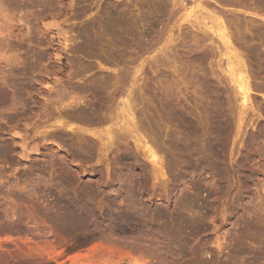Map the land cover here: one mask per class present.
<instances>
[{
  "label": "rangeland",
  "instance_id": "rangeland-1",
  "mask_svg": "<svg viewBox=\"0 0 264 264\" xmlns=\"http://www.w3.org/2000/svg\"><path fill=\"white\" fill-rule=\"evenodd\" d=\"M159 1L157 5V1L155 2V0H151L152 3L154 2L153 4L154 7H153L151 5L152 3L149 0H139V1L138 0H14V1L13 0H0V4H1L0 5V23H1L0 24V58H1L0 59V79L1 81L4 80L3 82L8 81V82L14 83L16 80L15 83L16 84L19 83L17 85L15 84L16 86L13 84V86L15 87L14 89L17 92H21V94L18 93L17 96H20V95L21 96L20 97H17L16 95L12 96L13 93L11 94V92H9L11 95L9 94V98L7 95L6 99L7 100L11 99V100H8V101H12V99L17 98L16 101H14V103L16 106H18L17 103H19L20 100L23 99L21 100L23 104L22 102H20L17 109L16 107L15 108L13 107L14 106L12 104L13 101L11 103V102H8L7 100L5 102V104L7 105L4 104L3 106L0 107V153H1L0 154V157H1L0 158V218H1L0 220V258L2 257L0 260V264H133L135 260H142L140 258H143V257L145 258L143 260H145L147 264H264V184H262L264 183V159H263V156H264V70H263L264 69V58H263L264 57V33L262 34V32H264V27H262L264 26L263 25L264 23H261L262 21L260 18L249 15L245 12V11L256 12L259 16L264 17V5H262L264 4V0L262 1L259 0L260 2L256 0L257 3L255 0H237V1L222 0V2L221 0L220 1L219 0H201V1L200 0H196V1L195 0L193 1L184 0L183 4L186 1L187 5L184 4V7H182V9L179 7L180 8V12L178 10L179 13L176 11L177 6L174 7L173 9V5L171 2L173 0H167L168 2H166L165 0L166 3L164 4L166 5L168 3L170 4L171 2V4L170 5L168 4L166 7L162 3V0L160 1L162 5H160ZM223 1H225V3ZM10 2L12 5L10 4ZM148 2L150 5L148 4ZM193 2H195V4ZM197 2L198 3L200 2V4H204V5L207 4L205 8L206 9L209 8V10H212L213 8L214 9L217 8V10L215 9V11L218 12L219 15L221 12L222 17H223V14L227 16L229 15L228 17L224 15L225 18L224 17L222 18L221 16L218 15L226 24H228V22L230 23V20H229L230 17H231L230 19H232L233 21L235 20L234 19L235 17L237 19L240 18V20H238L239 22L235 20L237 24L240 26L239 27L238 25H234V26L236 27L235 28L236 31L238 30L240 34L242 32L244 33L243 37L245 36L244 38L247 39L245 41L246 43L248 41L247 44L249 47L245 45L244 38L242 41H240V43L244 41L243 44L241 43L240 45L239 42H236L237 43L236 44L234 43L235 41H233L232 47L233 48L235 47L234 48L235 52L238 51V54H240V56L242 55L243 57L242 60L244 61L246 65V69L248 71L247 79L249 80V82L248 81L247 82L250 86V89L252 88L251 91L249 92L251 100L247 104L248 108L246 107V109L245 108L242 109V111L245 110L243 111L242 115H238V110H239L238 107L240 105L239 103L240 101L237 100L239 96H236V95L234 96V94H236L235 86L232 85V83H228L227 82L228 77L226 78L225 77L226 75L224 74L225 75L224 76L223 73H221V71L219 70V68H217V66L214 65L216 63H222L223 61L226 60V58L221 57L220 62H217L218 56L216 57V59H214L215 57L213 59L205 58L206 63L204 59H202L203 61L194 60L195 63L194 61L192 62L191 61L193 57L192 55L199 53L201 50L199 48H196L195 46H194L195 48L193 47V45H195L194 39H192V37H189L191 32H193V30L189 29L187 25H186L187 27L185 26L186 29H184V26L182 28L176 27L178 26V23L182 24L184 22L186 24V22L183 21V18L186 14L189 13V11L191 10L196 11ZM211 3L213 4L211 5L212 9L210 6ZM247 3L249 6L247 5ZM159 5L160 7H164L166 9L164 8L160 9ZM255 5L257 6L256 9L257 8L259 9L261 7L259 11H256L255 9L253 10V8H255L254 7ZM141 6H143V8ZM147 6L150 8L152 6L151 12L149 11L150 8L146 9ZM243 6L244 8L246 6V8H249V10L246 8L245 9L242 8ZM155 7H159L156 9L160 11L155 9V11H153L152 13V10ZM240 7L242 9H240ZM121 8L124 11H122ZM103 9L107 12L113 11L111 13H114V14L116 13L119 15L121 14L122 15L120 16L121 18L123 17L124 19H128V20L130 19L129 20L130 22L128 20H124L123 18L121 19L123 20V24L125 23V25H123L124 27L122 26V28L124 29L127 27L128 31L126 29L125 30L130 33H127L126 31L124 32V30L123 32H120L122 31L121 27H117V30L115 28L112 35L111 34L107 35L106 33L101 32L102 31L101 23H102V19L104 18ZM198 9H201V8H198ZM119 10L122 13H119L120 12ZM171 10L173 11V13L176 11L177 14L175 12L176 15L174 14L171 15L172 14ZM202 11L204 13L206 12V10L205 11L202 10ZM155 12H157V14ZM226 13H229V14H226ZM130 16L134 18L132 19L130 18ZM226 17L229 21H227ZM233 21L232 23L236 24V22L235 21L233 22ZM127 22H129L130 24ZM248 24H251V26ZM258 24L260 27L258 26ZM247 25L250 26V28ZM230 26H233V25L231 24ZM255 26H256V29H254ZM257 26L259 28H257ZM58 27L61 29L57 30ZM237 27L239 29H237ZM9 28H10L11 33L10 31H8ZM178 29H181V34L179 33L180 30ZM229 29L232 33L233 31H235V29L232 27H230ZM258 29H262L260 30L262 31L261 34ZM135 30H137L138 32ZM248 30L249 31L254 30L253 33L256 32L260 36L254 33L258 36H257V39L253 38L254 39L253 40L251 39V37H256V35L252 36V33L249 32ZM64 31L66 32L70 31V32L67 33L66 35L64 34L62 35ZM85 32L87 34H84L85 35L84 36L83 33ZM123 33H126L124 34L126 36L123 35L124 36V37L122 36L123 40H121L119 38L121 37ZM246 33L247 34L250 33L251 36L250 34L247 35ZM135 34H136V37L133 36ZM90 36L92 37L94 36L93 37L94 39L91 40L92 37L90 38ZM261 36L263 37V39L260 38ZM65 37H67L69 40V42H67L68 45H71V46L74 45V46H79V47L84 46L86 49L84 48L83 49L84 51L82 50L81 52L69 51L70 46L68 45L64 46L63 44V39ZM86 37H87V40H86ZM165 38L171 39L170 44L168 43V41H165ZM113 39L115 40L113 41ZM189 40L191 41L192 45L191 43L188 44V42H190ZM249 40H251L250 43H249ZM87 41L88 42L90 41V43H88ZM214 41H216V44L219 43V41L215 39ZM122 42H125V43L123 44ZM87 43L89 46L87 45ZM100 43L101 45H99ZM235 44L239 45V47L236 46ZM104 46L106 47L104 48ZM166 46H168L170 50L167 51L168 53L165 56H161L158 50L161 48L163 49ZM242 46L247 47V49L241 48ZM150 47L152 48L149 50H146ZM191 48H194V49L192 50ZM248 48L249 49L254 48L253 51L255 53L252 51H250V53H247L249 52ZM105 50H107V52H105ZM245 50H247V52ZM195 51L197 52L195 53ZM154 53L156 56L154 55ZM106 55L110 59V62L108 61V63H107V60L105 59L107 57ZM158 55H160L159 58L161 59V61L158 58ZM189 55H191L192 57ZM11 56H14V57L16 56V57L14 58ZM153 56L157 57V61L155 63L153 62L156 59H154ZM7 57H9L10 59L14 58L16 61L14 59L13 60L16 63L12 59H11L12 61L11 62L10 59ZM137 57H139L140 59L138 58V60H136ZM152 57H153V60H152ZM6 58L8 59L7 62L5 61ZM115 60L116 62H114ZM207 61L209 62V64ZM210 62L211 63L214 62V63H212L211 65ZM18 64L19 66H21V68L18 66ZM143 64H144V67H143ZM150 66H152V68ZM154 66H156L157 68ZM124 68L126 69L128 68L127 71L129 72L131 70L133 72L138 70L137 73L135 74V77L136 78L140 77L138 78L139 81L137 83L138 86L140 85L139 86L140 89L138 88L139 91L135 89L137 91L135 92L137 94L138 92H140L139 93L140 97L137 96V94L135 93L137 103L136 102L134 103L135 104L134 105L135 110L133 108V112L135 113L134 118H136L135 121L137 122V125H138V122L140 125V126L138 125L139 126L138 128L140 129L139 131H141L140 132L141 140L146 143L148 142L149 144L147 145L151 146V148L153 149H155L154 146L157 144L156 147H158L159 152H161V153L157 152L159 153L157 154V156H159L161 160H163L162 162L163 173H164L163 177L161 175L158 176L157 174L153 173V169H151L153 167L150 164V162L144 158L143 159L141 158V155H143V150H139V149L137 150L134 146L133 140L127 136H121V134L118 135L117 142L115 141L114 149L112 148L110 152L109 151L106 152L105 154L107 155H104V153H102V156L104 155L103 157L101 156V153L99 155V152L92 154L89 151L85 153L84 152L85 149L83 150V148H82L83 151L81 150V147H83L82 146L83 144L81 143L82 141L81 137L78 135L79 133L78 134L76 133L78 129H84L88 131H94V130L95 131H106L108 129H112V126H111L112 124H109V122L107 123L106 119L103 117L105 115L106 118L107 117L109 118L110 117L109 115L114 114V112L111 114L110 113L107 114L110 111L105 113V111L108 110L106 109L107 107L110 108L112 104H113L112 105L113 107L117 103L118 105H121L122 101H124V99L122 100V98H120V93L116 92L121 86V84H119L120 81L117 82V80L119 77L121 78L119 74L121 73L123 74V72L126 71V69ZM215 71L216 73H214ZM12 72H15V73L18 72V73L12 74ZM114 74L115 75L117 74L118 76L117 75L114 76ZM212 74L213 76H210ZM215 75L216 76L218 75L217 79L226 80V81L224 80L222 81L226 83V84H223L224 86L222 85L221 87L222 89L218 87L221 85L217 84L218 80L216 79ZM212 77H213V80H212ZM5 78L6 79L8 78L9 80L8 79L6 80ZM41 78L44 83L41 81ZM10 79L14 81H11ZM112 79H113V83H112ZM38 80H39V83L37 84L36 81L38 82ZM115 80L118 84L115 82ZM103 81L105 82L103 83ZM21 83L22 84L24 83L23 84L24 86ZM28 83L32 85L35 84L31 88L33 89L31 90V93H30V88L28 91L27 89L28 87L25 86ZM8 84H9V87L10 85L12 86L11 83H8ZM91 84L93 85V87ZM141 84L142 85L144 84V85L142 86ZM216 84H217V87H216ZM44 85L45 86L47 85L46 88ZM52 86L58 89V91H61L62 87H68V86L70 88L77 87V89L78 87L82 88L84 86L85 87L90 86L92 88L95 87L94 89L96 90V92H93L91 96L86 95V97L80 94H78V96H74L75 92L74 93L72 92L70 94H73V95H70L69 100H73L71 97L74 96V100L80 99L81 102H77L74 100L64 101L60 99L59 102L61 103L59 104H61V107L62 106L63 107L59 109L60 105L59 104L57 105L56 103L55 108H53L54 105L53 106L51 105L53 109H56V110H53L51 107L49 108L48 100L47 101L45 100L47 95L44 92H42L44 90H47V88L49 87L51 88ZM108 86L110 87V90ZM18 87H19L18 89L19 91L17 90ZM96 87L97 89H100L99 93ZM1 88L2 86L0 85V89ZM113 88L114 90L116 88V91H114ZM226 88L227 90H225ZM232 88H234L233 89L234 91L232 90ZM164 89H167V90L165 91ZM34 90L36 91V93ZM111 90H113L115 93H118V97ZM5 91L8 92L7 90ZM166 92L170 93L172 97L169 95L164 96V94L166 95L168 94ZM230 92L231 94L232 93L234 94L230 95ZM95 94H98V95H95ZM100 94L103 96H100ZM111 94L115 95L116 99L114 98L115 96L113 97V95ZM92 95H93V98H95L96 96L95 101L97 103L94 101V99H92ZM101 97H102V101H101L102 104L99 102L101 100ZM103 97H106L107 99L106 98L103 99ZM110 97H113L114 99L113 98L111 99ZM164 97H166V100H169L168 98H171V100L170 101L165 100V103H164L163 102L165 99ZM18 98H20V100H18ZM82 98L84 102L82 101ZM138 98L139 100H137ZM236 100L238 102H236ZM90 101L93 102V104H91L92 106L94 105L93 107L99 108V112L102 111V109L100 108L104 107L103 111L100 112L101 116L98 115L100 114L98 111L97 112L91 111L90 107L92 106L90 105V103L92 102ZM103 101H104V104H103ZM161 101L162 103H164V105L169 104L168 105L169 107L165 106L166 109L169 108L168 110H165V107H162L163 104L162 105L159 104L161 103ZM171 101H173L172 105L174 109H171L172 108L170 106ZM68 102L70 103L73 102L72 106L73 104L76 103L78 111H80V113L84 112L83 113L84 117L82 116L83 114L80 115V113L77 111L79 113L78 115L82 116L81 119H85V116H88L85 119L87 122L84 120V124H83L80 121V119H77V120L69 119L70 120L69 121L66 118L67 116L62 117L65 115L61 112L65 111L66 109L67 110L70 109L66 107L67 106L66 103ZM106 102H109V103H106ZM45 103H47V106ZM96 104H99V106ZM100 104L104 106H100ZM136 104H138L139 106ZM159 105H160L159 107L160 109L158 108ZM8 106H10L9 107L10 109L8 108ZM20 106H23L24 108ZM34 106H37V107H34ZM38 106H40L41 108ZM44 106L46 108L48 107V110ZM43 107L45 109H42ZM161 107L163 110H161ZM49 109H52L55 115L54 114L51 115L52 110H49ZM31 110L34 112V115ZM47 111H49V114H48L49 116H47V113H48ZM89 111H90V114L92 115V116L90 115L91 118L89 116V113H87ZM59 112L62 115L61 117L58 114ZM85 113L87 114L85 115ZM43 114H46V116L44 117ZM74 115L76 116L77 113L75 112ZM215 115H216V118H215ZM98 116H100L101 118L98 119ZM34 117L35 119L37 118V120H34ZM38 117L41 121H39ZM56 117L58 119L60 118L59 120L67 122L66 128L61 127L63 131H61V129L56 130V129L50 128V125L52 123H54L56 120L59 121ZM168 117L170 119H168ZM139 118L141 120H139ZM224 118L227 120H225ZM90 119L92 121H89ZM100 119L102 122L100 121ZM239 119H241L243 123L238 121ZM78 120L80 122H76ZM207 120L209 121V123ZM36 121H37V124H35ZM85 122L88 124H86ZM92 122L94 123V125ZM98 122H100L99 125H98ZM224 122L226 124H224ZM102 123H104V125ZM213 125H215L216 129H219V130H216ZM151 126L153 127L151 128ZM211 126L213 127L211 128V130L212 129L213 131L215 130L214 131L215 135L213 133L214 138L211 137L212 132H213L210 130ZM143 127L144 129H142ZM156 127L159 129H157ZM220 127H223V128L221 129ZM69 128L70 129L72 128V131H75V132L71 133L72 131L70 132ZM30 129L33 131H31ZM117 129H118L117 126H114L112 130L117 132ZM151 129L153 130L151 131ZM227 129H230V130H227ZM221 130L224 131V132L222 131L223 134L217 133V132H220ZM35 131L37 133H35ZM67 131L70 132L71 135L69 133L70 136L68 135L66 137L64 136V134L65 132L67 133ZM144 131L146 132L147 135H145ZM27 133L30 135H28ZM61 134L63 137L60 136ZM153 134H155L158 138L154 137L155 135ZM175 134H177V138H180V140L182 138L181 142L179 139L177 140ZM216 134H218L217 137H216ZM171 135H174V136H171ZM184 135L185 136L187 135V137H189L190 135V138H187ZM170 136L173 139H171ZM69 137L71 139H74V141L69 139ZM126 137L129 139H125ZM192 137L194 139H192ZM118 138H120L119 141H118ZM153 138L157 139L156 140L157 143ZM216 138L218 139V141ZM78 141L82 145L79 144ZM124 141L127 143L124 144L123 143ZM186 141L187 142L189 141L190 143L187 144ZM248 141L249 142L251 141V142L249 143ZM212 142L213 143L215 142V143L213 144ZM247 142L248 144H245ZM180 143H182L183 145L184 143L186 144L184 145V147H182L183 145ZM176 144L178 145L179 151L180 150L184 151L187 149L188 152L187 151L186 152L188 154H186L185 151L181 153L182 151L178 152L177 150H175L177 149V147H174ZM76 145L79 146L77 147L80 148V151H82L83 154H87V155H82V153L77 152L79 150H77L78 148L76 149ZM208 146H210L211 151ZM172 148L173 149L175 148V149L173 150ZM206 148H208V150ZM156 150L157 148L154 151ZM189 150H190V153H189ZM212 150L214 152H212ZM71 152L73 154L77 153L76 154L77 157H75V154L73 156ZM198 152H200V154ZM210 152H212L213 154L212 153L209 154ZM136 153L138 154L139 157L137 156ZM78 154L79 155L81 154L80 156L82 157L80 156L78 157ZM206 154H208L209 157ZM97 155H99L98 158H97ZM83 156L86 159L83 158ZM99 157H100V160H98ZM212 158L214 161L212 160ZM207 162L209 163V165L211 163L214 165L215 164L217 165L214 166L211 164L212 166L210 165L211 166L210 168L209 165H207L208 164ZM200 163H201V166H200ZM203 163L204 164L207 163L205 164L207 167H205ZM213 166L216 167V169ZM170 167H173L174 169ZM148 171H150V173ZM125 172L126 174L124 175L123 173ZM41 173L42 175H41L40 180L35 181L36 179H39V175ZM32 175H33V179H31ZM36 175L38 176V178H36L37 177ZM100 175L102 176V178ZM126 175H127V178H125ZM152 175H153V179L151 177ZM122 176H124L126 180ZM117 177H120V179H123L127 181L128 183L131 182L133 186L136 184L137 185L134 186L135 188L133 187L132 191H130L129 185H127L126 187H123L125 188V190H122V187H119V184H118V181L120 179L117 180L118 179ZM115 178L117 182H115ZM144 180H146L147 182L144 183ZM236 181L238 182L240 186L237 185ZM241 183H243L244 186ZM99 189H102L103 191ZM113 190H116V191L113 192ZM90 192H92L91 195L93 197L91 198L90 196V198H88L89 200H91L90 201L91 203L90 202L88 203H90V208L94 209V211L93 210L92 211L94 213L97 210L99 212L101 211L104 214H106V216L108 217L109 216L111 217L112 215L114 216V213L116 216L117 215L116 212H118V209H120L121 205H123L125 203L124 201L126 200L135 202L134 204L139 203L140 205L141 203L140 206H144L145 208L144 207L143 208L146 210H149V209L159 210L160 209L163 212V215H167L166 217L168 219L163 216L162 221L159 220V221H156L155 223L159 225L158 222H160V226L164 225V227L166 226L167 229L170 228L171 231H175L177 229L175 228L174 230H172V228H174V224L176 223L178 224L177 226L178 227L180 226L179 228L184 231V232L182 231V233L180 234L179 233L180 229L176 230V231L179 230L176 234L177 236L182 235L180 237H176L177 240L179 238L180 242L183 241L181 247L179 246L181 243L179 244L177 242L178 243L177 245L180 247L181 251L183 252L181 253L182 256L180 255H172V256L170 255L169 256L168 254H166V256L160 255L162 256V259H161L158 256L159 254L156 255L155 254L156 251L154 250L155 251L154 252L152 249L153 253L155 254L154 256L144 254L147 256L145 257L143 255L142 257L140 254H137V253L132 254V251L130 249H128L127 251L126 249H123V248L121 249L120 247L122 246L119 243H118V248H119L118 250H113L110 253H106V255L104 254V256L101 255L102 257H99L100 254L98 255V253L94 251L97 253L96 254L97 256L95 255V253L93 256L92 255L93 249L98 250L100 248V246L98 245H101L103 247L108 246V245H105V243L106 244L109 243L110 244L109 246H113L114 244L117 245L118 240L121 239V237H124L123 234L127 233L129 235V238L131 236L134 238L133 235L136 236V234H133L129 231L130 230L129 226H127L128 228L126 227L127 232L119 233V234L116 233L117 235H115L116 236L115 237L112 234H109L108 232H106L107 231L106 229L103 231V227L98 229L97 231V228L99 227L98 226L96 227L94 224L90 226L84 225L83 227L82 225L81 226L79 225L80 227L77 226L78 228L75 227L76 225H72L70 222L71 219L69 218L68 220V217H70V214H69L70 209L71 210L77 209V207L75 208V204H74L75 199L83 194L86 195L87 193H90ZM129 192H131V194ZM67 194L69 196H67ZM117 194H118V197H117ZM98 196L99 198H97ZM70 199L74 201H71ZM67 201L70 202L71 205L70 203H67ZM92 201L94 205L92 204ZM85 205L89 206V204H85ZM95 206H97L98 208H95ZM181 206H185V207H181ZM180 207L183 210H180ZM67 208L69 209L68 212L66 211ZM184 208H186V210ZM193 210L197 213H195ZM98 211L96 212V214H99ZM178 212L181 213V215L184 218H186L187 221L191 220L192 222L193 220V222L191 223L192 226L191 224H189L190 222L185 223L183 221H180L181 222L180 223L177 220L178 221L177 223L175 218L176 216L179 215ZM62 213L64 217L61 216ZM64 218H66L67 221L66 219L63 221ZM91 219L93 220L94 217ZM170 219L174 222H172ZM163 220L164 222L167 221V223L166 222L164 223ZM48 221L50 222L48 223ZM162 222L164 224H162ZM194 222L196 223V225H194L195 224ZM68 224H69L70 229H67ZM184 224H186L187 226ZM93 226L96 227L94 228L96 230L93 229ZM184 228L186 229L184 230ZM99 230H102V231L99 232ZM101 232H104V233H101ZM106 235L107 236L109 235V236L107 237ZM128 235H126L123 238V239L126 238L124 241H126L128 244L131 243V245L134 246L133 245L134 243L132 242L134 240L131 239L130 243L129 241H127L129 240V238H127ZM104 239H107V240H104ZM114 240L116 241V243ZM119 242L122 244V239L119 240ZM144 242L145 243L143 245L144 246L147 245V246L146 248L145 247L143 248L149 250V246L147 244L148 241L144 240ZM57 243L58 244L60 243V244L57 245ZM32 244H34L33 246L37 250L39 248H42V250L40 249L38 250L40 251L41 255L38 254L39 252L37 250H33V252L30 251V253L31 252L34 253L33 255H31L32 253L31 254L29 253V250H32L31 248ZM50 245H54L56 247L55 248L56 250H51ZM27 246L28 247L30 246L29 248L31 249L29 248L26 249ZM17 247L19 248L17 249ZM123 250H125L126 253ZM122 251L123 253H121ZM27 253L29 254V256ZM48 253H50V255ZM35 255L36 257H33ZM31 257H33V259Z\"/></svg>",
  "mask_w": 264,
  "mask_h": 264
},
{
  "label": "bare ground",
  "instance_id": "bare-ground-1",
  "mask_svg": "<svg viewBox=\"0 0 264 264\" xmlns=\"http://www.w3.org/2000/svg\"><path fill=\"white\" fill-rule=\"evenodd\" d=\"M14 1V0H13ZM139 1V0H138ZM150 2H151V0H149ZM157 1V5H158V1L159 0H155V2ZM161 1V0H160ZM160 1H159V3H160ZM187 1V0H186ZM186 1H185V5H187V3H186ZM191 1H193V0H191ZM196 1V0H195ZM201 1V0H200ZM220 1V0H219ZM230 1V0H229ZM231 1H237V0H231ZM256 1V0H255ZM259 1V0H258ZM262 1V0H261ZM147 2V1H146ZM166 2H168L167 0H166ZM165 2V0H164V2H163V0H162V3L164 4V3H166ZM170 2V1H169ZM172 2V5H173V9H174V7H180L181 9H182V7H184V4H183V2H184V0H173V1H171ZM171 2H170V4H171ZM206 2V1H205ZM217 2V1H216ZM221 2H222V0H221ZM224 3H225V1H223ZM228 2V1H227ZM254 2V1H253ZM260 2V1H259ZM3 3V2H2ZM8 3H9V1H8ZM152 3V2H151ZM162 3H160V5H162ZM194 4H195V2H193ZM192 3V4H193ZM218 3V2H217ZM237 3V2H236ZM255 3V2H254ZM253 3V4H254ZM256 3H257V1H256ZM10 4H11V2H10ZM18 4V3H17ZM142 4V3H141ZM143 4H145V3H143ZM147 4V3H146ZM148 4H149V2H148ZM153 4H154V2L151 4L152 6H153ZM169 4V3H168ZM167 4V5H168ZM169 4V5H170ZM206 4V3H205ZM232 4V3H231ZM239 4H240V2H239ZM242 4V3H241ZM252 4V3H251ZM259 4H261V3H259ZM1 5V4H0ZM12 5V4H11ZM15 5V4H14ZM150 5V4H149ZM156 5V4H155ZM156 5V6H157ZM160 5H159V7H160ZM165 5V7L167 6L166 4H164ZM163 5V6H164ZM189 5V4H188ZM203 5V6H202ZM211 5H213L212 3L210 4V6ZM221 5V4H220ZM229 5V4H228ZM245 5H246V3H245ZM247 5H248V3H247ZM262 5H264V4H262ZM152 6H151V8H152ZM205 6H207V4L206 5H204V4H200V2L198 3L197 2V4H196V8L198 9V8H201V9H196V11H194V10H191V11H189V13L188 14H186L185 16H184V18H183V21H185L186 22V24L183 22L182 24L181 23H178V26H176V27H178V28H182L183 26H184V29H186L185 28V26L187 25L188 27H189V29H191V30H193V32H191V34H190V36L189 37H192V39H194V42H195V45H193V47L195 46L196 48H199V49H201L200 50V52L199 53H196L197 51H195V53L196 54H194V55H189V56H191L192 57V62L194 61V60H198V61H200V60H202V59H204V61H205V58H209V59H213L214 57V59H216V57H217V59H218V61L217 62H220L221 61V57H225L226 58V60L225 61H223L222 63H216V64H214V65H216L217 66V68H219V70L221 71V73H223V75L227 78L228 77V79H227V82L228 83H232V85H234L235 86V89H236V94H234V93H232V94H234V96L236 95V96H239V98L237 99L238 101H240L239 103H240V105H239V107H238V115H242L243 114V111H245V110H243L242 111V109L243 108H245L246 109V107L248 106L247 104L250 102V95H249V92L251 91V89H250V86H249V84H248V82H249V80L247 79L248 78V76H247V69H246V65H245V63H244V61L242 60L243 59V57H242V55L240 56V54H238V51H236L235 52V50H234V48L232 47V42L233 41H235L234 43H236V42H239V44L241 45V43L243 44V42L245 41V40H247V39H245L244 37H243V35H244V33L242 32L241 34H240V32L237 30L236 31V27L234 26V25H238L237 24V22H239L238 20H240V18L239 19H237L236 17L234 18L235 20H237V22H236V24L235 23H232V19H230L229 18V20H230V23L228 22V24H229V26H228V24H226V23H224V21L219 17V16H221V12H220V10H219V12H220V15L218 14V12H216L215 11V9L217 10V8H213L212 9V6H211V9L213 10H209V8L208 9H206L205 8ZM249 6V5H248ZM13 7V6H12ZM140 7V6H139ZM142 8H143V6H141ZM154 7V6H153ZM159 7H155L153 10H152V13H153V11H155V9L156 8H159ZM176 7V11L178 12V10H179V12H180V8L178 9ZM214 7V6H213ZM252 7V6H251ZM255 8H253V10L255 9L256 11H259V9L261 8H257L256 9V5L254 6ZM150 7H148L147 6V8L146 9H149ZM151 8L149 9V11L151 12ZM162 8H164V7H160V9H162ZM193 8V7H192ZM242 8H244V6L242 7ZM241 7H240V9H242ZM245 8H246V6H245ZM244 8V9H245ZM5 9V8H4ZM105 9V8H104ZM103 9V10H104ZM120 9V8H119ZM122 9V8H121ZM126 9V8H125ZM140 9V8H139ZM164 9H166V8H164ZM170 9V8H169ZM172 9V8H171ZM172 9V10H173ZM246 9H248L249 10V8H246ZM6 10V9H5ZM107 10V9H106ZM109 10V9H108ZM127 10V9H126ZM126 10H125V12H126ZM156 10H158V9H156ZM167 10H168V8H167ZM171 10V15H176L177 14V12H176V14H175V12L173 13V11ZM202 10H206V12L204 13ZM251 10V9H250ZM120 11V10H119ZM122 11H124L123 9H122ZM158 11H160V10H158ZM157 11V12H158ZM165 11V10H164ZM3 12V11H2ZM101 12H103V11H101ZM111 12H113V11H111ZM111 12H107V11H105L104 10V12H103V15H104V18L102 19V23H101V29H102V31L101 32H104V33H106L107 35L108 34H111L112 35V33H113V31L115 30V28H116V30H117V27H121V30L122 31H120V32H123V30H124V32L128 29L126 26V28H122V26L123 25H125V23L123 24V20H121L122 18L120 17V16H122L121 14L119 15V14H114V13H111ZM118 12V11H117ZM157 12H155L156 14H157ZM178 12V13H179ZM223 12V11H222ZM247 14H249V15H252V16H255V17H257V18H260L261 19V23H264V17H261V16H259L256 12H251V11H245ZM119 13H122L121 11L119 12ZM154 13V14H155ZM159 13V12H158ZM169 13V12H168ZM217 13V14H216ZM225 13V12H224ZM261 13V12H260ZM100 14V13H99ZM125 14V13H124ZM170 14V13H169ZM168 14V15H169ZM226 14H229V13H226ZM75 15V14H74ZM129 15V14H128ZM168 15H166V16H168ZM170 15V16H171ZM219 15V16H218ZM224 15L225 14H223V17H224ZM125 16V15H124ZM165 16V17H166ZM178 16V15H177ZM176 16V17H177ZM225 16H227V15H225ZM229 16V15H228ZM227 16V17H228ZM126 17V16H125ZM222 17V16H221ZM222 17V18H223ZM227 17H226V19H227ZM241 17V16H240ZM127 18H128V16H127ZM130 18H134V17H131L130 16ZM173 18V17H172ZM225 18V17H224ZM232 18H233V16H232ZM71 19V18H70ZM124 19V18H123ZM167 19H169V18H167ZM246 19V18H245ZM124 20H128V19H124ZM130 20V19H129ZM128 20V21H129ZM228 19H227V21H229ZM242 20V19H241ZM247 20V19H246ZM226 21V22H227ZM233 21V22H234ZM130 22V21H129ZM129 22H127V23H129ZM170 22V21H169ZM245 22H247V21H245ZM138 23V22H137ZM241 23V22H240ZM249 23V22H248ZM250 23H251V21H250ZM1 24V23H0ZM130 24V23H129ZM183 24H185V25H183ZM233 25V26H230V25ZM257 24V23H256ZM248 25H250L251 26V24H248ZM247 25V26H248ZM261 25V24H260ZM264 25V24H263ZM57 26V25H56ZM131 26V25H130ZM133 26V25H132ZM186 26V27H187ZM240 25H238V27H239ZM250 26H248L249 28H250ZM258 26H259V24H258ZM257 26V28H259ZM124 27V26H123ZM129 27V26H128ZM166 27V26H165ZM230 27H232V28H234L235 29V31H236V33H235V31H233V33L230 31ZM237 27V29H239ZM248 27H247V29H248ZM262 27H264V26H262ZM7 28V27H6ZM10 28H12V27H10ZM10 28H9V30L8 31H10ZM132 28V27H131ZM254 28V27H253ZM59 29H61V28H59L58 27V29L57 30H59ZM63 29V28H62ZM120 29V28H119ZM118 29V30H119ZM126 29V30H125ZM134 29H135V27H134ZM137 29V28H136ZM244 29V28H243ZM254 29H256V26H255V28ZM3 30H4V28H3ZM66 30V29H65ZM88 30V29H87ZM138 30V29H137ZM137 30H135V31H137ZM177 30V29H176ZM178 30H180V34H181V29H178ZM190 30V31H191ZM242 30V29H241ZM259 31L260 30H262V29H258ZM257 30V31H258ZM46 31V30H45ZM48 31V30H47ZM61 31V30H60ZM59 31V32H60ZM84 31V30H83ZM86 31V30H85ZM128 31V30H127ZM126 31V32H127ZM134 31V32H135ZM183 31V30H182ZM190 31H189V33H190ZM249 31V30H248ZM254 31V30H253ZM253 31H249V32H251L252 33V36L254 35H256V34H258V33H256V32H254V33H256V34H254L253 33ZM58 32V31H57ZM70 32V31H69ZM69 32H66V31H64L63 33H62V35L64 34V35H66L67 33H69ZM88 32V31H87ZM100 32V31H99ZM100 32V33H101ZM138 32V31H137ZM187 32H188V30H187ZM245 32V31H244ZM261 32L262 31H260V34H261ZM10 33H11V31H10ZM46 33V32H45ZM56 33V32H55ZM89 33V32H88ZM127 33H130V32H127ZM136 33V32H135ZM186 33V32H185ZM264 32H262V34H263ZM12 34H13V32H12ZM61 34V33H60ZM81 34V33H80ZM79 34V35H80ZM84 34H87L86 32L85 33H83V35ZM115 34V33H114ZM121 34V33H120ZM124 34H126V33H123L122 35H121V37L119 38V39H121V40H123L122 39V36L124 35ZM133 34V33H132ZM247 34V33H246ZM245 34V35H246ZM250 34V33H249ZM249 34H247V35H249ZM2 35V34H1ZM8 35V34H7ZM58 35V34H57ZM110 35V36H111ZM117 35V34H116ZM119 35V34H118ZM127 35H129V34H127ZM140 35V34H139ZM173 35V34H172ZM189 35V34H188ZM259 35V34H258ZM258 35H256V37H251V39H257V36ZM85 36V35H84ZM115 36V35H114ZM124 36H126V35H124ZM123 36V37H124ZM133 36H135L136 37V34L135 35H133ZM179 36V35H178ZM250 36H251V34H250ZM260 36V35H259ZM89 37V36H88ZM92 36H90V38H91ZM94 37V36H93ZM92 37V39L91 40H93L94 38ZM174 37V36H173ZM83 38V37H82ZM117 38V37H116ZM175 38V37H174ZM187 38V37H186ZM243 38H244V41L243 42H241L240 43V41H242L243 40ZM260 38H262L263 39V37L261 36ZM89 39V38H88ZM134 39V38H133ZM188 39H190V38H188ZM214 39L215 40H217V41H219V43L218 44H216V41H214ZM253 39V40H254ZM86 40H87V37H86ZM97 40V39H96ZM115 39H113V41H114ZM161 40V39H160ZM171 39H167V38H165V41H168V43L170 44V41ZM178 40V39H177ZM83 41V40H82ZM98 41V40H97ZM96 41V42H97ZM119 41V40H118ZM190 41V40H189ZM67 42H69V40H68V38L67 37H65L64 39H63V44H64V46H67L68 44H67ZM88 42V41H87ZM120 42V41H119ZM251 42V40H249V43ZM88 43H90V41L88 42ZM88 43H87V45H88ZM121 43V42H120ZM123 44L125 43V42H122ZM157 43H159V42H157ZM176 43V42H175ZM189 43H191V41L190 42H188V44ZM245 43V45L246 46H248V41H247V43H246V41L244 42ZM255 43V42H254ZM70 44V43H69ZM127 44V43H126ZM194 44V43H193ZM237 44V43H236ZM235 44V45H236ZM99 45H101V43L99 44ZM156 45H158V44H156ZM191 45H192V43H191ZM221 47H220V46ZM234 45V44H233ZM245 45H243V46H245ZM251 45V44H250ZM68 46H70L69 47V51H71V52H81L85 47L84 46H81V47H79V46H71V45H68ZM89 46V45H88ZM103 46V45H102ZM107 46V45H106ZM106 46H104V48L106 47ZM125 46V45H124ZM127 46V45H126ZM129 46V45H128ZM154 46V45H153ZM174 46V45H173ZM236 46H238L239 47V45H236ZM241 47V48H244V49H247V47ZM255 46H257V45H255ZM254 46V47H255ZM96 47H98V46H96ZM100 47V46H99ZM194 47V48H195ZM249 47V46H248ZM253 47V46H252ZM66 48V47H65ZM92 48V47H91ZM103 48V47H102ZM103 48V49H104ZM126 48V47H125ZM124 48V49H125ZM152 47H150V48H148V49H146V50H149V49H151ZM194 48H191L192 50L194 49ZM221 48V49H220ZM256 48V47H255ZM258 48V47H257ZM86 49V48H85ZM107 49V48H106ZM174 49H176V48H174ZM249 49V48H248ZM259 49V48H258ZM257 49V50H258ZM111 50V49H110ZM170 50V48L168 47V46H166L165 48H161V49H159L158 50V52L161 54V56H165L168 52L167 51H169ZM192 50H191V52H192ZM198 50V49H197ZM254 50V48H252V49H249L248 51L249 52H247V50H245L247 53H250V51H252V52H254L253 51ZM84 51V50H83ZM112 51V50H111ZM199 51V50H198ZM224 51V52H223ZM103 52V51H102ZM105 52H107V50H105ZM110 52V51H109ZM142 52V51H141ZM251 52V53H252ZM145 53V52H144ZM156 53V52H155ZM155 53H154V55H155ZM190 53V52H189ZM194 53V52H193ZM240 53V52H239ZM244 53V52H243ZM255 53V52H254ZM257 53V52H256ZM111 54V53H110ZM112 54H114V53H112ZM191 54V53H190ZM102 55H103V53H102ZM107 55H108V53H107ZM106 55V56H107ZM245 55V54H244ZM251 55V54H250ZM259 55V54H258ZM2 56V55H1ZM110 56V55H109ZM112 56V55H111ZM156 56V55H155ZM249 56V55H248ZM4 57V56H3ZM11 57H14V56H11ZM16 57V56H15ZM14 57V58H15ZM154 57V56H153ZM153 57H152V60H153ZM160 57V55H158V58ZM7 58H9V57H7ZM6 58V62H7V59ZM14 58H11L12 60L14 59ZM18 58V57H17ZM109 59V57L107 56L105 59L107 60V63H108V61L110 62V59ZM117 58V57H116ZM138 58L139 57H137V59L136 60H138ZM264 58V57H263ZM1 59V58H0ZM3 59V58H2ZM10 59V58H9ZM11 59H10V61H11ZM113 59V58H112ZM115 59V58H114ZM140 59V58H139ZM154 59H156L153 63H155L156 61H157V57H154ZM160 59V58H159ZM258 59V58H257ZM15 60V59H14ZM13 60V61H14ZM103 60H104V58H103ZM136 60H134V61H136ZM148 60H150V59H148ZM207 60V59H206ZM223 60V59H222ZM16 61V60H15ZM14 61V62H15ZM113 61V60H112ZM111 61V62H112ZM132 61V60H131ZM160 61H161V59H160ZM163 61V60H162ZM190 61V60H189ZM203 61V60H202ZM209 61V60H208ZM207 61V62H208ZM211 61H213V60H211ZM12 62V61H11ZM114 62H116V60L114 61ZM151 62V61H150ZM149 62V63H150ZM197 62V61H196ZM260 62V61H259ZM16 63V62H15ZM18 63V62H17ZM24 63V62H23ZM22 63V64H23ZM30 63V62H29ZM113 63V62H112ZM135 63V62H134ZM152 63V64H153ZM194 63H195V61H194ZM201 63V62H200ZM205 63H206V61H205ZM212 63H214V62H212ZM212 63L210 62V64L212 65ZM13 64V63H12ZM11 64V65H12ZM31 64V63H30ZM146 64V63H145ZM152 64H150V65H152ZM208 64H209V62H208ZM247 64V63H246ZM27 65V64H26ZM202 65V64H201ZM14 66H15V64H14ZM18 66H19V64H18ZM24 66V65H23ZM23 66H22V68H23ZM28 66H30V65H28ZM148 66V65H147ZM17 67V66H16ZM20 68H21V66H19ZM18 67V68H19ZM142 67V66H141ZM143 67H144V64H143ZM151 68H152V66H150ZM154 67H156V66H154ZM209 67V66H208ZM213 67V66H212ZM249 67V66H248ZM19 68V69H20ZM26 68V67H25ZM157 68V67H156ZM210 68V67H209ZM14 69V68H13ZM18 69V70H19ZM29 69V68H28ZM124 69H126V68H124ZM123 69V70H124ZM130 69V68H129ZM132 69V68H131ZM214 69V68H213ZM212 69V70H213ZM11 70V69H10ZM128 70V68L126 69V71H124L123 72V74L121 73V74H119V72H118V74H119V76H121V78L119 77H117L118 78V80H117V82L118 81H120L119 82V84H121V86L119 87V89H120V91H119V89H118V91H116V88H115V90H114V88H113V90L114 91H116V92H118V93H120V98H122V100L124 99V101H122V104L121 105H118V103L117 104H115L113 107H112V105H111V109L109 108V107H107L106 109H108L107 111H105V113H107L108 111H110V112H108L107 114H111V113H113L114 112V114L113 115H109L110 117L108 118V120H107V118L105 117V115H104V117L103 118H105L106 119V121H107V123L109 122V124H112L111 126H112V129H113V127L114 126H117V132H115V131H113L112 129H108V130H106V131H88V130H84V129H78L77 130V134L81 137V143L83 144H81V143H79V141H78V143L79 144H81L83 147H81L79 144V146L81 147V150H82V148H83V150L85 149V153H87V151H89V152H91L92 154L93 153H96V152H99V155H100V153H101V156H102V153H104V155H107V154H105L106 152H110V150L113 148L114 149V144H115V141L117 142V137H118V135H120L121 134V136H127V137H129L130 139H132L133 140V142H134V146H135V148L138 150H143V155H141V158L143 159H146V160H148L149 162H150V164L152 165V167L153 168H151V169H153V173H155V174H157L158 176H164V173H163V166H162V162H163V160H161V158L159 157V156H157V154H159V153H161V152H159V149H158V147H156V145L154 146V148L156 149L157 148V150L156 151H154L155 149H153V148H151V146H148L147 144H149L148 142L146 143V142H144V141H142L141 140V134H140V132L141 131H139L140 129L138 128L140 125H139V122H138V125H137V122L135 121V119L136 118H134V112H133V108H134V103L136 102V97H135V93L137 92L135 89H137L138 90V88H139V86H138V81H139V79L138 78H140V77H135V74L137 73V71H127ZM209 70H211V69H209ZM264 70V69H263ZM13 71V70H12ZM26 71V70H25ZM142 71V70H141ZM10 72V71H9ZM20 72V71H19ZM219 72V71H218ZM13 73H15V72H12V74ZM18 73V72H17ZM17 73H15V74H17ZM28 73V72H27ZM139 73V72H138ZM208 73V72H207ZM214 73H216V71L214 72ZM14 74V75H15ZM22 74V73H21ZM209 74V73H208ZM218 74V73H217ZM117 75V74H116ZM115 74H114V76H116ZM222 75V74H221ZM251 75V74H250ZM16 76V75H15ZM24 76V75H23ZM118 76V75H117ZM210 76H213V74L212 75H210ZM216 76V75H215ZM218 76V75H217ZM217 76H216V79H217ZM20 77H21V75H20ZM19 77V78H20ZM222 77V76H221ZM255 77V76H254ZM17 78V77H16ZM114 78V77H113ZM116 78V77H115ZM215 78V77H214ZM224 78V77H223ZM225 78V79H226ZM250 78V77H249ZM6 79V78H5ZM8 79V78H7ZM6 79V80H7ZM120 79V80H119ZM256 79V78H255ZM5 80V81H6ZM9 80V79H8ZM11 80V79H10ZM36 80V79H35ZM212 80H213V77H212ZM217 80H218V82H217ZM216 80V82H217V84H219V85H221V86H218V87H222V85L223 84H226L225 82H222L223 80L222 79H217ZM0 81H1V79H0ZM4 81V80H3ZM3 81H1L0 82V85L2 86V91H1V89H0V107L1 106H3L4 104H5V102H6V98H7V95H8V98H9V92H11V94H12V96L13 95H18V93H20L21 94V92H17L14 88V86H13V84L15 85L16 83V80H15V82L14 83H12V82H8V81H6V82H3ZM11 81H14V80H11ZM41 81H42V78H41ZM108 81V80H107ZM106 81V82H107ZM143 81V80H142ZM224 81H226V80H224ZM248 81V82H247ZM11 83L12 84V86L10 85V87H9V84L8 83ZM43 82V81H42ZM105 81H103V83H104ZM115 82H116V80H115ZM116 82V83H117ZM214 82V81H213ZM25 83V82H24ZM23 83V84H24ZM31 83V82H30ZM30 83H28V84H26L25 86H27V87H25V88H27L28 89V91H29V88H30V93H31V90H33V89H31L32 88V86H34V85H32V84H30ZM33 83V82H32ZM36 83L38 84L39 83V80H38V82L36 81ZM41 83V82H40ZM44 83V82H43ZM100 83V82H99ZM108 83H110V82H108ZM112 83H113V79H112ZM112 83H110V84H112ZM210 83H212V82H210ZM17 84H19V83H17ZM16 84V85H17ZM22 84V83H21ZM22 84V85H23ZM46 84V83H45ZM63 84V83H62ZM61 84V85H62ZM65 84V83H64ZM97 84V83H96ZM95 84V85H96ZM102 84V83H101ZM118 84V83H117ZM217 84H216V87H217ZM251 84V83H250ZM15 85V86H16ZM21 85V86H22ZM60 85V84H59ZM92 85V84H91ZM100 85V84H99ZM142 85V84H141ZM144 85V84H143ZM142 85V86H143ZM210 85V84H209ZM213 85V84H212ZM21 86H19V87H21ZM24 86V85H23ZM45 86V85H44ZM47 86V85H46ZM46 86H45V88H46ZM55 86V85H54ZM57 86V85H56ZM63 86V85H62ZM70 86H72V85H70ZM97 86V85H96ZM101 86V85H100ZM100 86H99V88H100ZM103 86V85H102ZM107 86V85H106ZM111 86V85H110ZM159 86V85H158ZM166 86V85H165ZM224 86V85H223ZM226 86H228V85H226ZM234 86H232V87H234ZM19 87L17 88V90L19 89ZM85 87V86H84ZM84 87H82V88H79L78 87V89H77V87H75V88H70L69 86L68 87H62V90L61 91H58V89H56V88H54L53 86L50 88H47V90H44V91H42V92H44L47 96H46V101L48 100V102H49V104H48V106H49V108L51 107L52 108V106H53V108H55V105H56V103H57V105L59 104V103H61V102H59L60 101V99L61 100H64V101H68L69 99H70V95H73V94H70V93H74L75 92V95L74 96H78V94H80V95H82V96H85L86 97V95H90L91 96V94L93 93V92H96V90L94 89V88H92L93 87V85H92V87H90V86H86L85 88ZM98 87V86H97ZM97 87H96V89H97ZM109 87V86H108ZM160 87V86H159ZM168 87V86H167ZM166 87V88H167ZM14 90H13V89ZM35 88V87H34ZM58 88V87H57ZM106 88V87H105ZM161 88V87H160ZM159 88V89H160ZM169 88V87H168ZM21 89V88H20ZM140 89V88H139ZM163 89V88H162ZM219 89V88H218ZM222 89V88H221ZM224 89V88H223ZM234 88H232V90H233ZM5 90H7L8 92H6ZM36 90V89H35ZM34 90V91H35ZM60 90V89H59ZM98 90V93H99V91H100V89H97ZM107 90V89H106ZM109 90H110V87H109ZM113 90H111V91H113ZM161 90V89H160ZM165 91L167 90V89H164ZM169 90V89H168ZM225 90H227V88L225 89ZM19 91V90H18ZM69 91H71V92H69ZM110 91V92H111ZM113 91V92H114ZM136 91V92H135ZM139 91V90H138ZM141 91V90H140ZM223 91V90H222ZM234 91V90H233ZM104 92V91H103ZM112 92V93H113ZM161 92V91H160ZM170 92V91H169ZM232 92V91H231ZM231 92H230V95H232L231 94ZM8 93V94H7ZM22 93H23V91H22ZM25 93V92H24ZM35 93H36V91H35ZM115 93V92H114ZM113 93V94H114ZM118 93H115V95L118 97ZM139 93L140 92H138V94H137V96H139ZM162 93V92H161ZM166 93H168V92H166ZM227 93V92H226ZM229 93V92H228ZM10 94V95H11ZM77 94V95H76ZM102 94H104V93H102ZM113 94H111V95H113ZM23 95V94H22ZM27 95H28V93H27ZM80 95H79V97H80ZM94 95V94H93ZM93 95H92V99H94V101L96 100V96H95V98H93ZM95 95H98V94H95ZM108 95V94H107ZM115 95H113V97L115 96ZM171 96L170 95V93H168L167 95L166 94H164V96ZM21 96V95H20ZM20 96H17V97H20ZM44 96V95H43ZM74 96L73 97H71L73 100H74ZM100 96H103V95H101L100 94ZM116 96L114 97L115 99H116ZM162 96V95H161ZM233 96V97H234ZM113 97H110L111 99L113 98ZM140 97V96H139ZM172 97V96H171ZM232 97V96H231ZM263 97V96H262ZM14 98V97H13ZM16 98V97H15ZM22 98H23V96H22ZM84 98V97H83ZM83 98H82V101H83ZM99 98V97H98ZM104 98H106V97H103V99ZM113 98V99H114ZM165 99H164V103H165V100H166V97H164ZM17 99V98H16ZM16 99H12V101H13V103H12V101H8V100H11V99H8L7 101L8 102H11L13 105V107L15 108L16 107V109L18 108V106H19V103L20 102H22L21 100H23V99H21L20 100V98H18V100H20V102L19 103H17L18 104V106H16L15 105V103H14V101H16ZM76 99H78V98H76ZM107 99V98H106ZM110 99V100H111ZM162 99V98H161ZM160 99V100H161ZM169 100H166V101H170L171 100V98H168ZM25 100V99H24ZM73 100H69V101H73ZM137 100H139V98L137 99ZM159 100V99H158ZM163 100V99H162ZM235 100V99H234ZM236 100V102H238ZM64 101H62V102H64ZM74 101H77V102H81L80 101V99L79 100H74ZM98 101V100H97ZM101 101H102V97H101V100L99 101L100 103H101ZM105 101V100H104ZM104 101H103V104H104ZM156 101V100H155ZM231 101V100H230ZM45 102V101H44ZM44 102H42V103H44ZM84 102V101H83ZM82 102V103H83ZM90 102H92V101H90ZM96 102V101H95ZM98 102V103H99ZM113 102V101H112ZM115 102V101H114ZM232 102V101H231ZM72 103L73 102H68V103H66V107H68V109L69 110H65V109H63V110H65V111H62L61 113H63L65 116H62L61 114H60V112L58 113L59 115H60V117L62 116V117H66L68 120L69 119H75V120H77V119H80V121L84 124V120L88 117V116H85V119H81L82 118V116L84 117V112L82 113H80V111H78V109H77V106H76V103L75 104H73V106H72ZM97 103V102H96ZM106 103H109V102H106ZM119 103H121V102H119ZM137 103V102H136ZM139 103V102H138ZM164 103H162V101H161V103H159V104H163V106L162 107H165V106H168L167 104L166 105H164ZM169 103V102H168ZM171 103V109H174L173 108V105H172V103H173V101H171L170 102ZM230 103V102H229ZM233 103H235V102H233ZM22 104H23V102H22ZM22 104H20V105H22ZM46 104V106H47V103H45ZM91 104H93V102L92 103H90V105ZM102 104V103H101ZM100 104V106H104V105H101ZM5 105H7V104H5ZM31 105H32V103H31ZM34 105V104H33ZM44 105V104H43ZM52 105V106H51ZM60 105V108L59 109H61L62 107H61V104H59ZM96 105H98L99 106V104H96ZM136 105H138V104H136ZM176 105V104H175ZM25 106V105H24ZM92 106V105H91ZM94 106V105H93ZM90 107V106H88V107H90L91 108V111H93V112H99V108L98 107ZM109 106V105H108ZM139 106V105H138ZM249 106H250V104H249ZM10 106H8V108H9ZM20 107H22V108H24L23 106H20ZM34 107H37V106H34ZM33 107V108H34ZM38 107H40V106H38ZM45 107V106H44ZM42 108V109H45V108ZM58 107V106H57ZM137 107V106H136ZM160 107V105L158 106V108ZM162 107H161V110H163L162 109ZM169 107V106H168ZM167 107V108H168ZM176 107V106H175ZM12 108V107H11ZM28 108V107H27ZM41 108V107H40ZM52 108V109H53ZM104 108V107H103ZM103 108L101 107L100 109H102V111H103ZM248 108V107H247ZM250 108H251V106H250ZM10 109V108H9ZM31 109V108H30ZM47 110H48V107L46 108ZM52 109H49V110H52ZM160 109V108H159ZM169 109V108H168ZM168 109H166V107H165V110H168ZM170 109V110H171ZM40 110V109H39ZM38 110V111H39ZM53 110H56V109H53ZM52 110V112H51V115L52 114H54V111ZM80 110V109H79ZM134 110H135V108H134ZM158 110V109H157ZM252 110V109H251ZM32 111V110H31ZM41 111V110H40ZM44 111H46V110H44ZM43 111V112H44ZM80 113V115L81 114H83L82 116H80V115H78L79 113ZM82 111V110H81ZM102 111H100V112H102ZM172 111V110H171ZM25 112V111H24ZM33 112V111H32ZM48 112V113H47ZM46 113H47V116H49L48 114H49V111H47ZM77 113V117L74 115V113ZM99 112V113H100ZM137 112V111H136ZM163 112V111H162ZM169 112V111H168ZM205 112V111H204ZM29 113H31V112H29ZM37 113V112H36ZM39 113V112H38ZM87 113H89V116L91 115L90 114V111L89 112H87ZM87 113H85V115L87 114ZM105 113H103V114H105ZM222 113V112H221ZM244 113H246V112H244ZM23 114V113H22ZM40 114H42V113H40ZM40 114H38V115H40ZM97 114V113H96ZM165 114V113H164ZM202 114H204V113H202ZM26 115V114H25ZM33 115H34V112H33ZM44 115V117L46 116V114H43ZM42 115V116H43ZM55 115V114H54ZM93 115H95V114H93ZM98 115H100L101 116V113L100 114H98ZM173 115V114H172ZM217 115V114H216ZM216 115H215V118H216ZM263 115V114H262ZM31 116V115H30ZM92 116V115H91ZM91 116H90V118H91ZM100 116H98V119L99 118H101ZM106 116H108V115H106ZM170 116V115H169ZM183 116V115H182ZM218 116H219V114H218ZM217 116V117H218ZM246 116V115H245ZM32 117V116H31ZM39 117H41V116H39ZM39 117H38V119H39ZM59 117V116H58ZM69 117V118H68ZM138 117V116H137ZM141 117V116H140ZM221 117V116H220ZM225 117V116H224ZM242 117V116H241ZM240 117V118H241ZM53 118V117H52ZM54 118H55V116H54ZM57 118V117H56ZM94 118V117H93ZM176 118H177V116H176ZM179 118V117H178ZM222 118V117H221ZM29 119H31V118H29ZM58 119V118H57ZM60 119V118H59ZM58 119V120H59ZM89 119V118H88ZM87 119V120H88ZM168 119H170L169 117H168ZM181 119V118H180ZM218 119V118H217ZM225 119V118H224ZM243 119V118H242ZM250 119V118H249ZM34 120H37V118L35 119V117H34ZM48 120V119H47ZM50 120H51V118H50ZM103 120V119H102ZM139 120H141L140 118H139ZM183 120V119H182ZM181 120V121H182ZM215 120V119H214ZM225 120H227V119H225ZM254 120V119H253ZM39 121H41L40 119H39ZM70 121V120H69ZM73 121V120H72ZM79 120L78 121H76V122H80ZM86 121V120H85ZM89 121H92L91 119L89 120ZM96 121V120H95ZM100 121H101V119H100ZM105 121V120H104ZM103 121V122H104ZM168 121V120H167ZM208 121V120H207ZM219 121V120H218ZM238 121H240V122H242L241 121V119H239ZM49 122V121H48ZM52 122V121H51ZM75 122V121H74ZM73 122V123H74ZM87 122V121H86ZM85 122V123H86ZM102 122V121H101ZM206 122V121H205ZM239 122V123H240ZM34 123V122H33ZM41 123V122H40ZM67 122H64V121H62V120H59V121H55L54 123H52L51 125H50V128L51 129H61V127H63V128H66L67 127V124H66ZM89 123H91V122H89ZM93 123V122H92ZM99 123L100 122H98V125H99ZM208 123H209V121H208ZM243 123V122H242ZM35 124H37V121H36V123ZM44 124H46V123H44ZM81 124V123H80ZM86 124H88V123H86ZM103 125H104V123H102ZM106 124V123H105ZM140 124H141V122H140ZM151 124V123H150ZM213 124V123H212ZM222 124V123H221ZM224 124H226L225 122H224ZM93 125H94V123H93ZM114 125V126H113ZM210 125H211V123H210ZM219 125V124H218ZM242 125V124H241ZM87 126H89V125H87ZM214 127H215V125H213ZM239 126V125H238ZM247 126H248V124H247ZM252 126V125H251ZM90 127H92V126H90ZM141 127H142V125H141ZM140 127V128H141ZM145 127V126H144ZM144 127L142 128V129H144ZM153 126H151V128H152ZM225 127H227V126H225ZM243 127V126H242ZM109 128V127H108ZM146 128V127H145ZM155 128V127H154ZM157 128V127H156ZM211 128H213L212 126L210 127V130H211ZM219 128V127H218ZM221 129L223 128V127H220ZM238 128V127H237ZM244 128V127H243ZM259 128V127H258ZM33 129V128H32ZM70 129V128H69ZM148 129V128H147ZM157 129H159V128H157ZM156 129V130H157ZM215 129H216V127H215ZM31 130V129H30ZM56 130H55V132H56ZM66 130V129H65ZM64 130V131H65ZM153 129H151V131H152ZM155 130V131H156ZM216 130H219V129H216ZM224 130V129H223ZM223 130H221L220 132H217V133H221V134H223L222 133V131ZM227 130H230V129H227ZM31 131H33V130H31ZM59 131V130H58ZM61 131H63L62 129H61ZM69 131V130H68ZM67 131V133L65 132V134H64V136H68L69 135V133L72 131V128L70 129V132H68ZM143 131V130H142ZM154 131V132H155ZM159 131V130H158ZM211 131H213V129L211 130ZM215 131V130H214ZM214 131L212 132V136L211 137H213L214 138V135H215V133H214ZM245 131V130H244ZM41 132V131H40ZM39 132V133H40ZM45 132V131H44ZM73 132H75V131H72L71 133H73ZM145 132V131H144ZM144 132H143V134H144ZM188 132V131H187ZM224 132V131H223ZM238 132V131H237ZM241 132H243V131H241ZM30 133V132H29ZM35 133H37L36 131H35ZM43 133V132H42ZM71 133H70V135H71ZM118 133V134H117ZM153 133V132H152ZM156 133V132H155ZM178 133V132H177ZM211 133V132H210ZM213 133H214V135H213ZM228 133V132H227ZM28 134V133H27ZM41 134V133H40ZM54 134V133H53ZM57 134V133H56ZM185 134V133H184ZM188 134V133H187ZM28 135H30V134H28ZM42 135V134H41ZM50 135V134H49ZM69 135V136H70ZM145 135H147L146 134V132H145ZM153 135H155V134H153ZM152 135V136H153ZM159 135V134H158ZM181 135V134H180ZM183 135V134H182ZM209 135H211V134H209ZM209 135H208V137H209ZM225 135V134H224ZM228 135V134H227ZM43 136V135H42ZM61 137H63L62 136V134L60 135ZM73 136H75V135H73ZM72 136V137H73ZM151 136V137H152ZM171 136H174V135H171ZM171 136H170V138H171ZM175 136H176V138H177V134H175ZM185 136V135H184ZM183 136V137H184ZM218 136V134H216V137ZM219 136H221V135H219ZM58 137V136H57ZM125 138V139H129V138ZM150 137V138H151ZM154 137H157L156 135L154 136ZM185 137H187V135L185 136ZM237 137H238V135H237ZM242 137V136H241ZM33 138V137H32ZM39 138V137H38ZM60 138V137H59ZM146 138V137H145ZM158 138V137H157ZM187 138H190V135H189V137H187ZM221 138H223V137H221ZM220 138V139H221ZM62 139V138H61ZM69 139H71L70 137H69ZM119 139L120 138H118V141H119ZM154 139V138H153ZM152 139V140H153ZM171 139H173V138H171ZM170 139V140H171ZM180 140V138H177V140ZM192 139H194L193 137H192ZM211 139V138H210ZM217 139V138H216ZM241 139V138H240ZM45 140H47V139H45ZM68 140V139H67ZM72 141H74V139H71ZM78 140V139H77ZM151 140V139H150ZM149 140V141H150ZM155 141L157 140V139H154ZM181 140H182V138H181ZM181 140H180V142H181ZM184 140V139H183ZM189 140V139H188ZM215 140V139H214ZM249 140V139H248ZM121 141H123V140H121ZM128 141H130V140H128ZM154 141V142H155ZM213 141V140H212ZM217 141H218V139H217ZM220 141V140H219ZM221 141H223V140H221ZM241 141V140H240ZM77 142V141H76ZM153 142V141H152ZM159 142V141H158ZM182 142H184V141H182ZM187 142V141H186ZM209 142V141H208ZM249 142V141H248ZM248 142L247 143H245V144H248ZM251 142V141H250ZM249 142V143H250ZM71 143V142H70ZM69 143V144H70ZM124 144H126L127 142H123ZM156 143H157V141H156ZM160 143V142H159ZM175 143V142H174ZM190 142L188 141L187 142V144H189ZM198 143V142H197ZM207 143V142H206ZM211 143V142H210ZM213 143V142H212ZM215 143V142H214ZM213 143V144H214ZM240 143V142H239ZM76 144V143H75ZM154 144V143H153ZM180 144H182V143H180ZM186 143H184V145H185ZM205 144V143H204ZM222 144V143H221ZM78 145H76V149L79 147ZM159 145V144H158ZM183 145V144H182ZM184 145L182 146V147H184ZM195 145V144H194ZM193 145V146H194ZM197 145V144H196ZM217 145H219V144H217ZM223 145V144H222ZM221 145V146H222ZM253 145V144H252ZM78 146V147H77ZM128 146V145H127ZM186 146H188V145H186ZM186 146H185V148H186ZM247 146V145H246ZM152 147H153V145H152ZM172 147H173V145H172ZM174 147H177V149H175V150H177L178 152H180V151H182V150H178L179 148H178V145L176 144ZM181 147V146H180ZM188 147H190V146H188ZM197 147V146H196ZM195 147V148H196ZM209 148H210V146H208ZM213 147V146H212ZM253 147V146H252ZM75 148V147H74ZM184 148V149H185ZM194 148V147H193ZM205 148V147H204ZM216 148V147H215ZM244 148H245V146H244ZM72 149V148H71ZM160 149H161V147H160ZM173 149V148H172ZM173 149V150H174ZM183 149V148H182ZM189 149V148H188ZM207 150H208V148H206ZM206 149H204V150H206ZM214 149V148H213ZM249 149V148H248ZM77 150H79V151H77V152H80V153H82V151H80V148H78ZM116 150V149H115ZM128 150V149H127ZM194 150V149H193ZM199 150V149H198ZM215 150V149H214ZM246 150V149H245ZM72 151V150H71ZM114 151V150H113ZM185 152L187 151V149L186 150H184ZM184 151H182L181 153H183ZM210 151H211V148H210ZM216 151V150H215ZM255 151V150H254ZM73 152V151H72ZM71 152V153H72ZM115 152H117V151H115ZM142 152V151H141ZM157 152H159V153H157ZM188 152V151H187ZM186 152V154H188ZM192 152V151H191ZM194 152V151H193ZM207 152V151H206ZM206 152H204V153H206ZM212 152H214L213 150H212ZM212 152H210L209 154H211ZM138 153V152H137ZM136 153V154H137ZM140 153V152H139ZM189 153H190V150H189ZM199 154H200V152H198ZM203 153V154H204ZM217 153V152H216ZM215 153V154H216ZM1 154V153H0ZM27 154V153H26ZM75 154V157H77V153H74ZM74 154L72 153V155L74 156ZM90 154V153H89ZM178 154V153H177ZM213 154V153H212ZM263 154V153H262ZM68 155V154H67ZM71 155V154H70ZM81 155V154H80ZM79 154H78V157L80 156ZM82 155H87V154H83L82 153ZM99 155H97V158H98V156ZM103 155V156H104ZM182 155V154H181ZM198 155V154H197ZM206 155H208V154H206ZM220 155V154H219ZM244 155V154H243ZM250 155H252V154H250ZM93 156V155H92ZM102 156V157H103ZM137 156H138V154H137ZM190 156V155H189ZM202 156V155H201ZM205 156V155H204ZM214 156V155H213ZM216 156V155H215ZM80 157H82V156H80ZM87 157V156H86ZM135 157V156H134ZM139 157V156H138ZM186 157V156H185ZM208 157H209V155H208ZM212 157V156H211ZM1 158V157H0ZM73 158V157H72ZM83 158H85L84 156H83ZM89 158V157H88ZM91 158V157H90ZM121 158V157H120ZM181 158V157H180ZM194 158V157H193ZM217 158V157H216ZM86 159V158H85ZM104 159V158H103ZM123 159V158H122ZM139 159V158H138ZM170 159V158H169ZM200 159H202V158H200ZM263 159H264V156H263ZM4 160V159H3ZM98 160H100V157H99V159ZM125 160H126V158H125ZM129 160V159H128ZM171 160H172V158H171ZM170 160V161H171ZM176 160V159H175ZM181 160V159H180ZM187 160V159H186ZM206 160V159H205ZM212 160H213V158H212ZM220 160V159H219ZM107 161H108V159H107ZM170 161H168V162H170ZM188 161V160H187ZM194 161V160H193ZM199 161V160H198ZM203 161V160H202ZM208 161V160H207ZM214 161V160H213ZM100 162V161H99ZM103 162V161H102ZM172 162V161H171ZM180 162V161H179ZM185 162V161H184ZM104 163V162H103ZM125 163H126V161H125ZM128 163V162H127ZM187 163V162H186ZM202 163V162H201ZM201 163H200V166H201ZM208 163V162H207ZM207 163H205V164H207ZM218 163V162H217ZM221 163V162H220ZM170 164H172V163H170ZM189 164V163H188ZM204 164V163H203ZM204 164V166L205 167H207L206 165ZM212 164V163H211ZM210 164V165H211ZM237 164V163H236ZM116 165V164H115ZM164 165V164H163ZM207 165H209V163L207 164ZM209 165V167L211 168V166L212 165H214V164H212L211 166ZM215 165H217V164H215ZM214 165V166H215ZM238 165V164H237ZM119 166V165H118ZM199 166V167H200ZM213 166V167H214ZM220 166V165H219ZM145 167V166H144ZM118 168V167H117ZM170 168H173V167H170ZM204 168V167H203ZM215 169H216V167H214ZM213 168V169H214ZM220 168V167H219ZM147 169V168H146ZM174 169V168H173ZM209 169V168H208ZM212 169V170H213ZM218 170V169H217ZM172 171V170H171ZM128 172V171H127ZM149 173H150V171H148ZM33 173V172H32ZM112 173V172H111ZM116 173V172H115ZM130 173V172H129ZM99 174H101V173H99ZM108 174V173H107ZM113 174V173H112ZM124 175L126 174V172L125 173H123ZM39 175V174H38ZM41 175H42V173L39 175V179H36V178H38V176L36 177V176H34V177H36L35 179V181H37V180H40V178H41ZM118 175V174H117ZM116 175V176H117ZM129 175V174H128ZM134 175V174H133ZM148 175V174H147ZM172 175V174H171ZM101 176V175H100ZM120 176V175H119ZM174 176V175H173ZM42 177H44V176H42ZM123 178H124V176H122ZM121 177V178H122ZM130 177V176H129ZM133 177V176H132ZM131 177V178H132ZM146 177V176H145ZM152 177V179H153V175L151 176ZM71 178V177H70ZM101 178H102V176H101ZM110 178V177H109ZM118 179L117 180H119L120 179V177H117ZM125 178H127V175H126V177ZM124 178V179H125ZM144 178V177H143ZM156 178V177H155ZM154 178V179H155ZM239 178V177H238ZM31 179H33V175H32V178ZM30 179V180H31ZM44 179V178H43ZM145 179V178H144ZM173 179V178H172ZM175 179V178H174ZM222 179H223V177H222ZM45 180V179H44ZM43 180V181H44ZM47 180V179H46ZM52 180V179H51ZM61 180V179H60ZM66 180V179H65ZM64 180V181H65ZM68 180V179H67ZM75 180V179H74ZM117 180H116V178H115V182H117ZM126 180V179H125ZM125 180H123V179H120L119 181H118V184H119V187H122V190H125V188H123V187H126L127 185H129L130 186V191H132V189H133V187L134 186H136V185H134L133 186V184H131V182L130 183H128L127 181H125ZM128 180V179H127ZM157 180V179H156ZM32 181V180H31ZM34 181V182H35ZM42 181V182H43ZM112 181V180H111ZM114 181V180H113ZM134 181V180H133ZM240 181V180H239ZM263 181V180H262ZM46 182V181H45ZM60 182V181H59ZM68 182V181H67ZM73 182V181H72ZM71 182V183H72ZM98 182V181H97ZM145 182H147L146 180H144V183ZM237 182V181H236ZM36 183V182H35ZM35 183H33V184H35ZM38 183V182H37ZM64 183H66V182H64ZM106 183H107V181H106ZM109 183H110V181H109ZM114 183V182H113ZM29 184V183H28ZM48 184V183H47ZM46 184V185H47ZM61 184V183H60ZM68 184V183H67ZM95 184V183H94ZM99 184H101V183H99ZM98 184V185H99ZM242 185H243V183H241ZM262 184H264V183H262ZM261 184V185H262ZM22 185V184H21ZM41 185V184H40ZM58 185V184H57ZM97 185V186H98ZM107 185H108V183H107ZM106 185V186H107ZM117 185V184H116ZM139 185V184H138ZM237 185H239L238 184V182H237ZM17 186V185H16ZM29 186H31V185H29ZM43 186V185H42ZM67 186V185H66ZM73 186V185H72ZM87 186V185H86ZM140 186V185H139ZM240 186V185H239ZM239 186H237V187H239ZM244 186V185H243ZM14 187V186H13ZM35 187V186H34ZM60 187V186H59ZM246 187V186H245ZM31 188V187H30ZM62 188V187H61ZM60 188V189H61ZM135 188V187H134ZM29 189V188H28ZM91 189V188H90ZM32 190V189H31ZM34 190V189H33ZM86 190V189H85ZM94 190V189H93ZM99 190H102V189H99ZM99 190H98V192H99ZM119 190V189H118ZM121 190V191H122ZM136 190V189H135ZM28 191V190H27ZM30 191V190H29ZM61 191V190H60ZM71 191V190H70ZM97 191V190H96ZM103 191V190H102ZM114 191H116V190H113V192ZM13 192V191H12ZM66 192V191H65ZM85 192V191H84ZM97 192V193H98ZM118 192V191H117ZM126 192V191H125ZM134 192V191H133ZM20 193V192H19ZM28 193V192H27ZM41 193V192H40ZM91 193L92 192H90V193H87L86 195H81V196H79V197H77L76 199H75V202H74V204H75V208L77 207V209L75 210V209H73V210H71L70 209V211H69V214H70V217H68V220H69V218L71 219L70 220V222H71V224L72 225H76L75 227L76 228H78V227H80L81 225H82V227L84 226V225H86V226H90V225H92V224H94L96 227L98 226L99 228H97V231H98V229H100V228H102L103 227V231L106 229L107 231L106 232H108L109 234H112L113 236H115V235H117V234H119V233H124V232H127V230H126V227L127 226H129V231L131 232V233H133V234H136V236L135 235H133L134 236V238L132 237H130L129 238V235L126 233V234H123V236L125 237L126 235H128L127 236V238H129V240H127V241H129V243L131 242V239L132 240H134V241H132L134 244V246H132L131 245V243L130 244H128L126 241H124L125 239H123L124 237H121V239H122V244L119 242V240H121V239H119L118 240V238H117V240H118V242H117V245H115V246H117V247H115L114 245L113 246H109L110 244L108 243V244H106L105 243V245H108V246H106V247H103V246H101V245H98V246H100V248L99 247H97V248H99L98 250H94L93 249V256H94V253H95V255L98 253V255H99V257H102L101 255H103L104 256V254L106 255V253H110V252H112L113 250H118L119 248H118V243L122 246V247H120V245H119V247L122 249H126V251L128 250V249H130L131 251H132V254L133 253H137V254H140L142 257H143V255L144 254H148V255H157V254H159L158 256H159V258H161L162 259V256H160V255H165L166 256V254H168L169 256L171 255H180V256H182V254L181 253H183L182 251H181V249H180V247L182 246V242L183 241H179V238H178V240L176 239V237H180V236H182V235H180L181 233H182V229H180L177 225L178 224H174V228H172V230H174L175 228H177V229H180V236H177L176 234H177V232L179 231H171L170 230V228H166V226L164 227V225L162 226H160V222H158L159 223V225L157 224V223H155L156 221H159V220H161L162 221V219H163V216L164 217H166L167 215H163V212L159 209V210H157V209H155V210H146V209H144L145 207L144 206H140L141 205V203H140V205H139V203L137 204H134L135 202H132V201H130V200H126L127 201V203H126V201H124V202H122V203H124L123 205H121V207H120V209H118V212H116V216H115V213H114V216L112 215L111 217H113V218H111L110 216V218L108 217V216H106V214H104L103 212H99L98 210V213L99 214H96V212L94 213L93 211H94V209H91L90 208V201L91 200H89L88 198H90V196H91V198L93 197L92 195H91ZM109 193V192H108ZM128 193V192H127ZM130 194H131V192H129ZM66 194V193H65ZM94 194H95V192H94ZM101 194H102V192H101ZM17 195V194H16ZM21 195V194H20ZM72 195V194H71ZM109 195V194H108ZM129 195V194H128ZM135 195V194H134ZM52 196V195H51ZM62 196H64V195H62ZM67 196H69L68 194H67ZM60 197V196H59ZM76 197V196H75ZM117 197H118V194H117ZM119 197H120V195H119ZM130 197V196H129ZM62 198V197H61ZM60 198V199H61ZM97 198H99V196L97 197ZM132 198H133V196H132ZM181 198V197H180ZM74 199V198H73ZM108 199V198H107ZM125 199H126V197H125ZM186 199V198H185ZM65 200V199H64ZM67 200V199H66ZM71 200V199H70ZM88 200V201H87ZM105 200V199H104ZM104 200H103V202H104ZM116 200V199H115ZM122 200V199H121ZM138 200V199H137ZM136 200V201H137ZM58 201V200H57ZM69 201V200H68ZM67 201V203H70V202H68ZM71 201H74V200H71ZM106 201V200H105ZM110 201V200H109ZM182 201V200H181ZM88 202H90V203H88ZM102 202V203H103ZM62 203V202H61ZM66 203V204H67ZM94 203H95V201H94ZM119 203H121V202H119ZM180 203V202H179ZM186 203V202H185ZM193 203V202H192ZM65 204V203H64ZM72 204H73V202H72ZM76 204H77V206H76ZM85 204H89V206H87V205H85ZM92 204H93V201H92ZM59 205V204H58ZM70 205H71V203H70ZM94 205V204H93ZM114 205V204H113ZM74 206V205H73ZM103 206V205H102ZM115 206V205H114ZM66 207V206H65ZM67 207H68V205H67ZM93 207V206H92ZM110 207V206H109ZM116 207V206H115ZM144 207V208H143ZM175 207H176V205H175ZM181 207H185V206H181ZM181 207H180V210H183V209H181ZM188 207V206H187ZM190 207H192V206H190ZM74 208V207H73ZM95 208H98L97 206H95ZM147 208V207H146ZM153 208V207H152ZM194 208V207H193ZM103 209V208H102ZM115 209V208H114ZM185 210H186V208H184ZM68 208H67V212H68ZM93 210V211H92ZM175 210V209H174ZM178 210V209H177ZM176 210V211H177ZM179 210V211H180ZM190 210V209H189ZM196 210V209H195ZM114 211V210H113ZM194 211V210H193ZM66 212V213H67ZM181 212V211H180ZM185 212V211H184ZM191 212H192V210H191ZM195 212V211H194ZM179 213V212H178ZM177 213V214H178ZM186 213V212H185ZM195 213H197V212H195ZM47 214V213H46ZM165 214V213H164ZM183 214V213H182ZM48 215V214H47ZM65 215V214H64ZM67 215V214H66ZM186 215V214H185ZM195 215H197V214H195ZM194 215V216H195ZM61 216H63V213H62V215ZM69 216V215H68ZM170 216V215H169ZM192 216V215H191ZM199 216V215H198ZM64 217V216H63ZM94 217V219L92 220L91 218H93ZM256 217V216H255ZM52 218H54V217H52ZM66 218H67V216H66ZM66 218H64L63 219V221L66 219ZM167 218V217H166ZM165 218V219H166ZM192 218V217H191ZM195 218V217H194ZM193 218V219H194ZM46 219V218H45ZM156 219V220H155ZM158 219V220H157ZM168 219V218H167ZM166 219V220H167ZM172 219H173V217H172ZM176 221L178 220L179 222L180 221H183V222H185V223H189V224H191L192 222H193V220H192V222H191V220H189V221H187V219L186 218H184L182 215H181V213H179V215L178 216H176ZM256 219V218H255ZM259 219V218H258ZM0 220H1V218H0ZM56 220V219H55ZM171 220V219H170ZM196 220V219H195ZM194 220V221H195ZM66 221H67V219H66ZM172 221V220H171ZM175 221V222H176ZM178 221H177V223H178ZM256 221V220H255ZM50 221H48V223H49ZM163 222H164V220H163ZM162 222V224H164L165 222L167 223V221H165L164 223ZM172 222H174V221H172ZM182 222V223H183ZM254 222V221H253ZM52 223V222H51ZM181 223V222H180ZM195 223V222H194ZM198 223V222H197ZM249 223H251V222H249ZM248 223V224H249ZM58 224V223H57ZM70 224V223H69ZM69 224H68V227H69ZM80 225V226H79ZM181 225V224H180ZM184 225H186V224H184ZM194 225H196V223L194 224ZM78 226V227H77ZM168 226V225H167ZM175 226H177V227H175ZM187 226V225H186ZM191 226H192V224H191ZM249 226V225H248ZM67 227V229H70V227L68 228ZM74 227V228H75ZM96 227H94L93 226V229L94 228H96ZM182 227V226H181ZM184 227V226H183ZM190 227V226H189ZM8 228V227H7ZM64 228H66V227H64ZM128 228V227H127ZM84 229V228H83ZM86 229V228H85ZM92 229V230H93ZM186 228H184V230H185ZM191 229V228H190ZM193 229V228H192ZM15 230V229H14ZM59 230V229H58ZM94 230H96V229H94ZM11 231V230H10ZM100 231H102V230H99V232ZM129 231H128V233H129ZM187 231V230H186ZM192 231V230H191ZM13 232V231H12ZM15 232V231H14ZM106 232H105V234H106ZM176 232V233H175ZM184 232V231H183ZM101 233H104V232H101ZM100 233V234H101ZM107 233V234H108ZM117 233V234H116ZM68 234V233H67ZM99 234V235H100ZM6 235H8V234H6ZM10 235H12V234H10ZM111 235V236H112ZM107 236V235H106ZM109 236V235H108ZM107 236V237H108ZM105 237V236H104ZM116 237V236H115ZM6 238V237H5ZM55 238V237H54ZM58 238V237H57ZM103 238V237H102ZM101 238V239H102ZM106 238V237H105ZM110 238V237H109ZM55 240V239H54ZM104 240H107V239H104ZM144 240H146V241H148V246H149V250H147V249H144L143 247H145L146 248V246H144L143 244L145 243L144 242ZM181 240V239H180ZM115 241V240H114ZM125 243H124V242ZM104 242H106V241H104ZM180 244L179 246L177 245L178 243ZM8 243V242H7ZM56 243V242H55ZM115 243H116V241H115ZM124 243V244H123ZM142 243V244H141ZM46 244V243H45ZM51 244V243H50ZM60 244V243H59ZM58 243H57V245H59ZM104 244V243H103ZM113 244V243H112ZM140 244H141V246H140ZM26 245V244H25ZM34 244H32V246H31V248H32V250H29V253H30V251H32L33 252V250H37L34 246H33ZM61 246V245H60ZM97 246V245H96ZM95 246V247H96ZM16 247V246H15ZM30 247V246H29ZM28 246H27V248L26 249H28L29 248ZM143 249H142V248ZM19 247H17V249H18ZM31 248H29V249H31ZM38 248V247H37ZM50 248H51V250H56L55 248V246L54 245H50ZM97 248H95V249H97ZM115 248H117V249H115ZM24 249H25V247H24ZM40 250H42V248H39ZM38 249V250H39ZM152 249H153V251L155 252V254L153 253V251H152ZM37 250V251H38ZM43 250H45V249H43ZM46 250H48V249H46ZM94 251H96V252H94ZM120 251V250H119ZM125 253H126V251L125 250H123ZM123 251L121 252V253H123ZM131 251H129V252H131ZM151 251V252H150ZM26 252H27V250H26ZM31 252V253H32ZM39 252V253H38ZM37 253L39 254V255H41V253H40V251H38ZM42 252V251H41ZM91 252V251H90ZM89 252V253H90ZM16 253H18V252H16ZM19 253H21V252H19ZM30 253V254H31ZM150 253V254H149ZM152 253V254H151ZM24 254H25V252H24ZM24 254H22V255H24ZM28 254V253H27ZM34 253H32L31 255H33ZM49 255H50V253H48ZM4 255V254H3ZM19 255V254H18ZM37 255V254H36ZM36 255L35 256H33V257H36ZM2 256V255H1ZM28 256H29V254H28ZM97 256V255H96ZM137 256V255H136ZM145 257L147 256V255H144ZM5 257V256H4ZM18 257V256H17ZM33 257H31L32 259H33ZM41 257V256H40ZM155 257H157V256H155ZM155 257H153V258H155ZM184 257V256H183ZM2 258V257H1ZM1 258H0V260H1ZM29 258V257H28ZM28 258H26V259H28ZM148 258V257H147ZM258 258V257H257ZM263 258V257H262ZM82 259V258H81ZM140 259H142V260H135L134 262H133V264H147V262L145 261V260H143V259H145L144 257L143 258H140ZM152 259V258H151ZM157 259V258H156ZM161 259H159V260H161ZM12 260V259H11ZM30 260V259H29ZM84 260V259H83ZM148 260V259H147ZM165 260V259H164ZM232 260V259H231ZM2 262V261H1ZM3 262H5V261H3ZM230 262V261H229ZM156 263V262H155Z\"/></svg>",
  "mask_w": 264,
  "mask_h": 264
}]
</instances>
